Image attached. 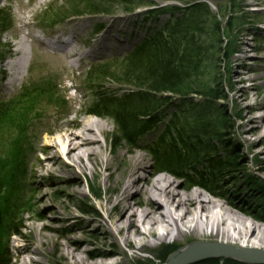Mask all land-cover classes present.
<instances>
[{
  "label": "rangeland",
  "instance_id": "obj_1",
  "mask_svg": "<svg viewBox=\"0 0 264 264\" xmlns=\"http://www.w3.org/2000/svg\"><path fill=\"white\" fill-rule=\"evenodd\" d=\"M95 1L98 0H0V65L12 59L6 42L12 45L11 49L14 51L17 48L16 44L20 40L24 41L30 47L31 59L33 58V64L24 74V80L15 84L13 89L2 92L5 80H0V105L7 109L0 110L3 115L0 117V198L3 199L4 207L18 204L16 215L18 219L11 225L18 233L3 240L5 243L3 264H71V261L59 254L60 251L57 249L58 244H63L69 237L87 240L82 244L87 252L100 249L101 237L93 228L103 218L106 199L119 197L124 184L129 180L130 158L133 155H142L144 157L142 166H145L144 169L147 171L151 170L149 177L161 174L156 171L144 142L156 138L162 126L160 120L163 119L162 115H165L162 111L166 107L171 109L173 106L169 105H175L176 98L171 95L162 97L171 102L151 116L159 120V124L152 129L145 128L140 138L135 137L134 144L127 143L123 133L118 130L110 109L111 104H107L109 109L94 114H90L89 108L100 90L98 87L105 91H135L133 84L120 82L121 77L116 72V66L110 68L107 73L109 79L104 80L105 82L97 76L95 69H100L105 64H115L143 38L153 23L152 19L145 21L146 15L142 12L157 7L181 8L184 3L175 0H148L156 6L141 7L133 14H123L121 0H114L110 5L113 16L81 13ZM202 2L198 0V3ZM205 2L221 28H225L228 19L242 17L241 22H236L239 25L237 32L230 37L233 44H230L229 39H225L221 33L216 41L215 35L209 30L201 36L202 73L199 72V75L211 86L216 82L221 90V99L211 103L214 110H220L228 122L226 129L217 128L220 141L211 142L213 150L204 153L203 158L199 156V161L192 164L197 168H204L206 166L204 162L217 158V162L220 165L224 164L225 168L218 172L210 188L188 184L183 176L189 168L175 175L162 173L182 186L184 191L199 190L207 193L215 201H228L237 206L239 211L230 208L246 220V226L252 224L263 226L264 145L252 148L248 140L257 141L264 133V125L262 134L251 137L243 135L241 129L248 130L251 127L250 125L243 127L246 123L247 107H254L259 102L264 103V0ZM65 18L67 19L64 20ZM167 18L168 15H163L158 21L161 23ZM244 22L248 24L243 26ZM95 26L100 29L96 31ZM72 35L75 36L74 41L65 51L59 50L56 54L49 49L40 48L41 43L61 42ZM217 43L221 47L211 50V46ZM226 50L230 52L227 57L224 55ZM244 50L247 51L245 58ZM70 51L76 54L73 58L67 57L66 52ZM38 52L44 56L41 58ZM241 59H246L244 70L239 68ZM41 61L45 62L44 66L41 65ZM237 72L245 80L243 84L236 85V88L245 89L246 94L250 96L239 105L236 104L239 93L234 89L238 79L235 78ZM42 81L44 87L52 88L42 96H33V89ZM181 81L187 83L188 80ZM255 94L256 97H251ZM193 99L201 101L197 96H193ZM67 109L71 111L67 117L69 120L79 122L85 117L105 123L106 152L102 159H111L112 165L108 171L101 166L94 174L88 171L81 174L76 166L63 157L59 167L66 169L73 166L80 180L63 173L52 174L41 169L40 163L44 162L45 156L41 152L32 153L34 137L44 128L47 129L45 137L56 140L59 134L52 130L56 123L54 118L60 120ZM78 109H85L86 113L75 118L73 111ZM253 115L262 116L264 110ZM48 116L49 119L45 120ZM144 120L147 121L149 118ZM25 126L27 128L23 129ZM71 130L75 131L74 128ZM115 139L118 140L114 141ZM110 151H113V154H110ZM257 153L260 154L256 155ZM75 180L78 181L79 189L73 188ZM70 190L73 193L72 197L64 193ZM91 190L95 194L100 190L101 197L93 198ZM132 193L134 191L131 195ZM4 207L2 210H6ZM80 208H87L90 213L83 214ZM3 216L1 215V218ZM88 221L92 222L87 224ZM44 223L49 225L43 227ZM235 227V234L242 229L239 223H236ZM147 241L149 244L139 250L135 249L138 246L134 249L128 248L120 245L118 241L116 245L111 244L108 248L114 246L123 251V256L112 257L117 264H161L156 260L158 249L173 245L189 246L197 240L191 237L177 244L173 238L154 241L148 237ZM176 247L173 249L178 248ZM90 258H95L98 262L103 260L97 256ZM225 259L243 264L229 258ZM208 263L219 264L211 260H197L188 264Z\"/></svg>",
  "mask_w": 264,
  "mask_h": 264
},
{
  "label": "bare ground",
  "instance_id": "obj_2",
  "mask_svg": "<svg viewBox=\"0 0 264 264\" xmlns=\"http://www.w3.org/2000/svg\"><path fill=\"white\" fill-rule=\"evenodd\" d=\"M74 38L75 36L72 35L61 42L41 43L40 48L42 50L49 49L57 54L59 50H67ZM6 45L12 59L0 65V80H5L2 92L13 89L15 84L22 82L27 69L33 64L31 49L24 41L20 40L14 51H12V45L9 42H6ZM66 53L68 58H73L76 55L71 51ZM39 55L41 58L44 56L42 53ZM246 55L247 51L244 50L243 58ZM47 61H51V59H47ZM41 62V65L44 66L45 62ZM245 64L246 59H241L239 68L244 70ZM235 78H238L234 89L239 93L236 100V104L239 105L241 101L248 100L250 96L246 94L245 89L236 88V85L243 84L245 80L241 78L239 72L235 73ZM50 88L52 87H44L42 81L33 89V96H42ZM256 95L251 97H256ZM247 110L246 123L243 127L247 125L251 127L248 130L241 129V133L246 137L262 134L264 115L255 116L253 113L264 110V103H256L254 107H247ZM70 113V109H67L61 115V119L59 118L60 120L54 118L56 123L52 130L59 134L56 140L46 138L44 134L47 133V129L44 128L35 135L32 153L41 152L45 156L44 162L40 163L41 169L52 174L54 172L63 173L79 180L73 166H76L81 174H85L86 171L94 174L95 170L101 166L105 171H108L112 165L111 159H102L106 152L107 128L105 123L85 117L76 122L67 119ZM73 113L75 118H78L84 115L86 110L78 109ZM48 119L49 116L45 120ZM71 128H74L75 131L72 132ZM248 141L252 148L263 146L264 133L257 141ZM110 154H113V151H110ZM62 157L70 161L73 166L61 169L59 166L63 162ZM143 159L142 155H133L130 158L128 165L131 173L129 180L124 184L121 195L114 199H106L103 206V218L93 228L101 237V248L87 252L86 248L82 246L87 240L71 237L66 238L63 244H58L59 254L71 261V264H117V261L112 257L123 256V251L114 246L108 248L111 244L116 245L118 241L124 247L134 249L138 246L135 249L139 250L149 244L148 237L154 241L173 238L177 244L191 237L197 240L191 246L175 245L179 246V249L173 252H176L173 258L194 252L201 257L198 259L199 261L211 260L220 264L224 263L227 258L221 252L227 250H233V252L247 257H264V225L246 226V220L235 212L239 211L237 206H233L228 201H215L207 193L199 190L184 191L182 186L169 179L164 174L165 172H159L161 174L149 177L151 170L144 169ZM74 184L73 188L79 189L77 180ZM72 190L64 191V193L72 197ZM76 191L80 193V191ZM133 191L134 193L131 195ZM40 203L42 202L40 201ZM91 222L88 221L87 224ZM236 223H239L242 229L235 234ZM48 225V223H44L43 227ZM158 229H160V234ZM175 246L173 245V248ZM91 256L101 257L103 260L98 262L95 258H90ZM242 263L248 264L247 262Z\"/></svg>",
  "mask_w": 264,
  "mask_h": 264
},
{
  "label": "trees",
  "instance_id": "obj_3",
  "mask_svg": "<svg viewBox=\"0 0 264 264\" xmlns=\"http://www.w3.org/2000/svg\"><path fill=\"white\" fill-rule=\"evenodd\" d=\"M175 1L184 5L181 8L157 7L144 10L142 13L146 15L145 21L152 19L153 25L149 26L143 38L115 64H105L100 69H95L97 76L105 82L104 80L109 79L107 73L110 68L116 66L117 71L113 70L120 74V82L133 84L135 91H105L98 87L100 90L93 98L89 110L90 114H94L109 109L107 104H111L110 109L118 130L123 133L127 143L134 144L135 137L140 138L145 128L152 129L159 124V120L151 116L171 102L162 97L173 96L176 98L175 105H169L173 107L171 109L166 107L162 111L165 114L160 120L162 126L155 139L144 142L146 151L157 172L175 175L189 168L183 176L188 184L210 188L212 180H215L225 165H220L217 158L204 162L206 164L204 168H197L192 162L199 161V156L203 158L204 153L213 150L211 142L220 141L217 128L226 129L228 120L220 110L215 111L211 103L221 99V90L216 82L211 86L199 75V72L202 73L201 36L209 30L215 35V41L221 33L225 39H229L230 44H233L230 37L237 32L239 25L236 22H241L242 17L228 19L225 28H221L220 23L211 15L206 0H202V4L198 3V0ZM113 3L114 0H98L81 13L113 15L110 8ZM121 3L123 14H133L141 7L156 6L148 0H121ZM163 15H168V18L159 23L158 18ZM7 23L6 20L5 25ZM244 23L243 26L248 24ZM220 47L217 43L211 46V50ZM227 51L224 53L226 57L230 54ZM181 80L188 81L184 83ZM193 96L199 97L201 101H195ZM0 110L7 109L0 106ZM1 116L3 115L0 112ZM145 118L149 120L146 121ZM116 140L118 139L114 141ZM187 153L188 155H184ZM90 194L93 198L101 197L100 190L98 194L91 190ZM3 207V199L0 198V264L5 261L3 240L18 233L14 226L11 227L18 219V216L16 217L18 204L4 207L6 210H2ZM80 211L83 214L90 213L87 208H80ZM1 215H4L3 220ZM177 249L163 246L157 250L156 260L165 264ZM220 264L240 263L225 260Z\"/></svg>",
  "mask_w": 264,
  "mask_h": 264
},
{
  "label": "water",
  "instance_id": "obj_4",
  "mask_svg": "<svg viewBox=\"0 0 264 264\" xmlns=\"http://www.w3.org/2000/svg\"><path fill=\"white\" fill-rule=\"evenodd\" d=\"M191 246V245H189ZM225 257L232 259V260H236V261H240V262H244V263H248V264H264V257H247L245 255L239 254L237 252H233V250H227V251H223L221 252ZM176 254V253H175ZM173 254L172 256H170L167 260V262L165 264H188L191 262H195L198 259H200V256H197L198 253H194V252H189L188 254L181 256V257H174Z\"/></svg>",
  "mask_w": 264,
  "mask_h": 264
}]
</instances>
